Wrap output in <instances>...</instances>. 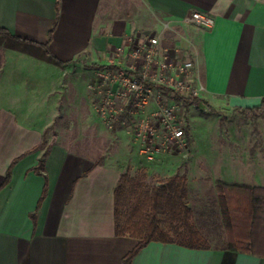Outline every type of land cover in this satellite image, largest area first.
I'll return each instance as SVG.
<instances>
[{"label": "crops", "instance_id": "0c3cea01", "mask_svg": "<svg viewBox=\"0 0 264 264\" xmlns=\"http://www.w3.org/2000/svg\"><path fill=\"white\" fill-rule=\"evenodd\" d=\"M195 10L212 14L215 25L188 23ZM54 26L50 50L67 63L42 46ZM0 28L21 38L0 33V92L14 94L12 103L0 104V184L16 157L41 143L46 132L48 139L49 124L59 114L52 109L82 107L90 89L96 90L93 77L86 86L71 80L59 86L62 75L94 76L128 37L156 35L161 46L194 62L191 82L206 103L201 108L221 124V147L206 151L214 179L204 182L212 185L220 214L217 180L264 187V132L246 129L263 121L264 113L252 117L237 109L260 106L264 98V0H0ZM32 118L42 126H30ZM6 123L17 132H4ZM216 132H210L211 143ZM45 152V169L38 173L34 168ZM126 166L52 141L21 158L0 190V264H124L140 241L116 234L115 191ZM46 177L48 192L37 210ZM191 191L188 181L193 219L210 247L152 241L132 264H264V248L229 249L227 234L215 233L209 221L210 230L203 231Z\"/></svg>", "mask_w": 264, "mask_h": 264}, {"label": "rangeland", "instance_id": "374dc122", "mask_svg": "<svg viewBox=\"0 0 264 264\" xmlns=\"http://www.w3.org/2000/svg\"><path fill=\"white\" fill-rule=\"evenodd\" d=\"M90 77L95 80V85L96 74L93 76V73L90 72L89 75L77 73L72 76H66L64 74L58 83L61 86L65 85V80H71L79 85L86 86V80ZM86 93L83 94L85 97ZM87 96H89V99L86 97L81 104L83 105L82 107L52 109L53 112L58 111L59 114L49 124L48 142H62L67 147L88 154L95 159L102 160L107 158L117 160L122 165L127 164L126 171L130 177L135 179L133 182H129L128 186L131 187L130 189L138 188V192L129 191L127 194L126 197L131 202L139 194V185L153 187L176 173L186 174L190 182L191 192L194 193L193 208L197 224L203 231L207 232L210 230L209 225L206 224L209 221L215 233L218 235L226 233L222 215L219 212L217 198L212 193V185L204 184V182H211L214 179L211 172L206 169V151L212 147L216 149L221 147L219 139L221 124L216 115H206L209 110L202 109L198 105L186 110L184 105L176 101L178 111L182 117V124L186 129V143L183 146L171 145L165 150L162 149L154 160H147L139 151L138 144L133 137L132 132L135 127V121L132 116L124 117V121L122 120L111 127L97 112L99 99L94 87L90 89ZM174 100L176 99L174 98ZM13 101L14 94L12 92H0V104L8 105V103ZM150 108H155L153 103ZM221 111L222 109L219 110V112ZM224 112L226 113V111ZM222 118L224 119L226 116L224 115ZM29 123L30 126H35L36 128L42 126L41 120L38 121L36 118L29 120ZM8 128L6 123L4 126L6 131L4 132L7 134L17 132L13 127ZM213 129L217 131V139L211 143L209 135ZM246 129L262 133L264 132V120L254 124L249 123L246 125ZM51 135H56L59 138L50 140L49 137ZM263 143L264 140H261L260 144L262 147H264ZM247 147L252 146L248 145ZM201 191H205L207 194L201 197L203 193ZM206 202H210V204H205ZM217 242H221L220 236H218Z\"/></svg>", "mask_w": 264, "mask_h": 264}, {"label": "trees", "instance_id": "16d2710c", "mask_svg": "<svg viewBox=\"0 0 264 264\" xmlns=\"http://www.w3.org/2000/svg\"><path fill=\"white\" fill-rule=\"evenodd\" d=\"M54 30L55 26L49 32L48 41L42 46L56 61L67 63L69 61L58 58L50 50L49 44L53 38ZM0 33L21 39L4 28H0ZM163 91L170 93L167 88H163ZM175 96L177 101L184 105L187 110L191 105H199L200 107L206 105L200 96L181 94ZM208 106L210 110H215L210 104ZM237 109L247 116H260L264 113V98L260 106L238 107ZM47 144L46 132L41 143L16 157L0 184V190L11 181L13 168L21 158L31 152L45 148ZM46 155L47 152L40 160L39 165L34 168L36 172H44ZM134 180V177H130L127 171L124 172L115 191L116 234L118 236H131L140 240L124 256V264H132L137 253L152 241L179 243L186 247L198 249L210 247L208 239L193 219V211L188 201V178L186 174L176 173L153 187L139 185V194L131 202L126 196L129 191L138 192V188L130 189L131 187L128 186V183ZM216 189L227 234V247L235 251L258 253L257 247L264 248V187L217 180ZM47 192L48 181L46 177V184L37 210ZM36 213L37 211L31 215L34 221L37 219Z\"/></svg>", "mask_w": 264, "mask_h": 264}, {"label": "built area", "instance_id": "2783aa9c", "mask_svg": "<svg viewBox=\"0 0 264 264\" xmlns=\"http://www.w3.org/2000/svg\"><path fill=\"white\" fill-rule=\"evenodd\" d=\"M185 20L205 29L216 23L212 14L201 10L192 11ZM193 68L192 60L178 58L161 46L156 35L128 37L96 72L97 112L111 127L131 115L139 151L154 160L162 149L186 143L175 95L200 96V88L191 82Z\"/></svg>", "mask_w": 264, "mask_h": 264}]
</instances>
